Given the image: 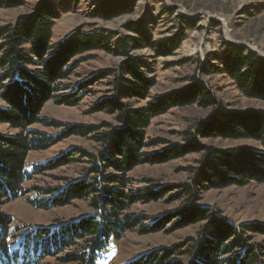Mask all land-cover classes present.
Instances as JSON below:
<instances>
[{
    "label": "trees",
    "instance_id": "trees-1",
    "mask_svg": "<svg viewBox=\"0 0 264 264\" xmlns=\"http://www.w3.org/2000/svg\"><path fill=\"white\" fill-rule=\"evenodd\" d=\"M70 1L0 0V9L28 8L0 26V124L12 131L0 132V207L25 196L23 184L33 176L76 162L77 154L79 162L86 164L82 178H60L65 182L60 187L31 189L38 197L28 198L27 203L49 210L84 200L92 212L19 233L21 228L12 226V217L0 211V264H39L62 251H66L65 262L69 264H97L110 241L127 231L145 235L193 226L195 236L169 248L152 249L127 264H264V223L237 224L199 204L210 190L264 185V109H229L203 79L221 75L242 97L264 102V58L248 47L222 41L218 51L208 53L202 61L198 59V75L190 76L188 85L151 97L156 86L151 58L173 55L186 40L187 32L197 28V21L175 15L176 31L157 39L144 19L127 21L120 32L85 31L79 26L53 42L60 8ZM135 2L97 0L88 17L111 21L131 14ZM165 11L175 14L173 9ZM144 49L150 51L149 58L137 55ZM97 51L119 58L116 66L98 70L75 85L64 84ZM106 79L107 96L100 98L90 112L106 113L114 124L75 125L40 116L48 101L57 106H76L89 87ZM194 105L210 109L209 117L195 126L197 137L249 141L257 148L246 144L226 149L209 147L199 167L191 169V182L177 186L180 190L175 196L183 199L177 209L149 217L128 214L130 207L157 202L172 189L153 181L147 187H134L129 174L137 166L198 151L188 139L189 143L171 144L151 154L147 148L166 144L148 139L146 131L151 121L173 108ZM35 126L58 132L47 134ZM72 136L89 138L97 148L89 152L70 148L27 169L30 152L47 150ZM258 237L261 239L252 241Z\"/></svg>",
    "mask_w": 264,
    "mask_h": 264
},
{
    "label": "rangeland",
    "instance_id": "rangeland-1",
    "mask_svg": "<svg viewBox=\"0 0 264 264\" xmlns=\"http://www.w3.org/2000/svg\"><path fill=\"white\" fill-rule=\"evenodd\" d=\"M96 1L71 0L70 4L61 7L60 18L53 28V42L65 37L79 26H83L85 31L105 29L120 32L124 31L123 25L127 21L144 19L145 25L150 27L153 37L157 39L169 37L176 31L175 15H182L197 21V28L187 32L186 40L173 55L151 58L156 79V86L151 91V97L188 85L189 77L198 75V59L202 61L208 53L218 51L222 41L241 44L239 46L244 44L243 47L248 46L262 57L264 56V0H136L131 14L107 22L88 17V12ZM165 8L175 10V14L167 13ZM26 11H28L27 6L11 10L0 9V26L12 22L17 15ZM212 21L219 25H214L211 23ZM92 55L93 58L81 63L70 78L64 81V84L75 85L98 70L115 67L119 61V58L101 51L93 52ZM137 55L149 58L151 53L148 49H144L138 51ZM203 79L217 100L229 109L249 107L264 109V102L242 97L221 75L212 74ZM107 90L108 79L89 87L87 95L76 106H57L48 101L40 116L47 120L75 125L114 124L112 116L103 112H90L91 107L100 98L107 96ZM209 115L210 109L194 105L173 108L151 121L146 131L148 139L166 142V144L147 148L146 150L151 154H158L159 151L171 144L184 145L188 139L192 141L198 151L170 161L155 164L145 163L137 166L129 174V177L134 180V187H147L153 181L157 186H171L172 189L165 192L157 202L130 207L127 210L128 214H144L149 217L177 209L183 203L182 198L175 196L180 190L177 186L191 182L193 178L191 169L199 167V162L204 160L209 147L226 149L246 144L257 148L255 143L249 141L197 137L194 134L195 126L201 121H205ZM35 127L51 135L58 132L56 129ZM0 132L11 133L12 131L6 125L0 124ZM70 148L89 152L96 149L97 145L89 138L72 136L47 150L30 152L26 167L30 169L32 165L56 157ZM75 158L81 160L77 154ZM79 160L33 176L30 181L23 184L25 196L18 197L0 207L2 213L12 217V226L21 228L19 233H24L37 226L51 227L56 222L71 221L92 212L84 200H76L70 205L49 210L35 208L27 203L28 198L38 197L35 194L36 190L31 189L45 188L46 186L60 187L65 183L59 181L60 178H64L66 181L82 178L86 164ZM147 179L148 182L145 181ZM199 204L209 206L213 211L237 224L250 221L264 223V185L250 183L243 187L230 186L221 190H210L203 194ZM195 234L194 226L171 233L161 231L145 235L139 234L136 230L127 231L119 239L110 241L107 248L101 253V257L97 259V264H127L152 249L169 248L184 242L187 237L195 236ZM260 239L261 237H258L252 241ZM64 254L66 251L52 254L43 258L39 264H69L65 262L66 255Z\"/></svg>",
    "mask_w": 264,
    "mask_h": 264
},
{
    "label": "water",
    "instance_id": "water-1",
    "mask_svg": "<svg viewBox=\"0 0 264 264\" xmlns=\"http://www.w3.org/2000/svg\"><path fill=\"white\" fill-rule=\"evenodd\" d=\"M233 44H238V43H233ZM238 45H241V44H238ZM243 46H244V44H242ZM246 46V45H245ZM248 47V46H247ZM248 48H250V47H248ZM251 49V48H250ZM252 50V49H251ZM263 58H264V56H263Z\"/></svg>",
    "mask_w": 264,
    "mask_h": 264
}]
</instances>
